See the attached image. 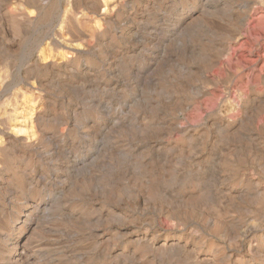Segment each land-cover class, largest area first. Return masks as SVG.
Instances as JSON below:
<instances>
[{"label":"rangeland","instance_id":"rangeland-1","mask_svg":"<svg viewBox=\"0 0 264 264\" xmlns=\"http://www.w3.org/2000/svg\"><path fill=\"white\" fill-rule=\"evenodd\" d=\"M0 264H264V0H0Z\"/></svg>","mask_w":264,"mask_h":264},{"label":"bare ground","instance_id":"bare-ground-1","mask_svg":"<svg viewBox=\"0 0 264 264\" xmlns=\"http://www.w3.org/2000/svg\"><path fill=\"white\" fill-rule=\"evenodd\" d=\"M110 7V6H109ZM22 246V245H21ZM18 247V246H17ZM22 254V253H21Z\"/></svg>","mask_w":264,"mask_h":264}]
</instances>
